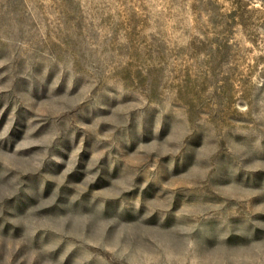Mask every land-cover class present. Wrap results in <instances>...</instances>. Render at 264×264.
Instances as JSON below:
<instances>
[{
	"label": "rangeland",
	"instance_id": "rangeland-1",
	"mask_svg": "<svg viewBox=\"0 0 264 264\" xmlns=\"http://www.w3.org/2000/svg\"><path fill=\"white\" fill-rule=\"evenodd\" d=\"M0 264H264V0H0Z\"/></svg>",
	"mask_w": 264,
	"mask_h": 264
}]
</instances>
